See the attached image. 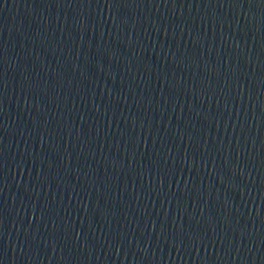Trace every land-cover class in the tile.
<instances>
[{
	"label": "water",
	"instance_id": "1",
	"mask_svg": "<svg viewBox=\"0 0 264 264\" xmlns=\"http://www.w3.org/2000/svg\"><path fill=\"white\" fill-rule=\"evenodd\" d=\"M0 108L154 264H264V0H0Z\"/></svg>",
	"mask_w": 264,
	"mask_h": 264
}]
</instances>
